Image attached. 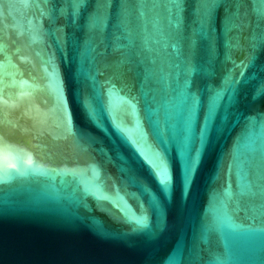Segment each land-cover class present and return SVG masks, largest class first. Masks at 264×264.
I'll return each instance as SVG.
<instances>
[{
  "label": "water",
  "instance_id": "water-1",
  "mask_svg": "<svg viewBox=\"0 0 264 264\" xmlns=\"http://www.w3.org/2000/svg\"><path fill=\"white\" fill-rule=\"evenodd\" d=\"M0 264H264V0H0Z\"/></svg>",
  "mask_w": 264,
  "mask_h": 264
}]
</instances>
